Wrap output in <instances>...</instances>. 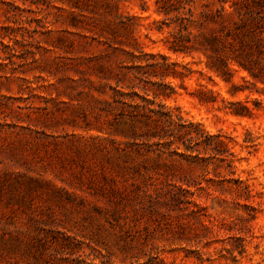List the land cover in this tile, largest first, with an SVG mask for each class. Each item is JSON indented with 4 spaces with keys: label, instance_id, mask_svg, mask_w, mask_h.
Wrapping results in <instances>:
<instances>
[{
    "label": "rangeland",
    "instance_id": "rangeland-1",
    "mask_svg": "<svg viewBox=\"0 0 264 264\" xmlns=\"http://www.w3.org/2000/svg\"><path fill=\"white\" fill-rule=\"evenodd\" d=\"M74 3L52 0L48 19L55 34L49 41L88 35L96 38L97 53L98 41L115 47L125 41L122 48L133 51L138 38L147 51L167 53L202 71L185 86L176 80L178 92L165 102L207 131L222 132L236 154V173L218 159L130 152L131 135L141 127L122 121L105 124V131L88 128L85 119L96 121L92 100L58 84L68 73L42 72L50 65L39 55L35 63L13 67L0 51V264H143L155 256L166 264H264V84L244 82L243 77L252 79L240 70L233 82L248 88L232 96V83L207 67L204 53L169 52V29L149 27L163 18L155 13V0L119 2L121 12L139 17L134 34L105 17L113 0L80 1L88 9L75 12L81 28L65 26ZM27 17H39L30 0H0V27H17ZM43 45L52 49L45 57L67 58ZM200 85L213 91L214 105L199 102ZM222 98L241 101L254 115L228 113ZM173 184L190 189L194 195L184 198L208 209L200 212L192 202L169 205L165 194Z\"/></svg>",
    "mask_w": 264,
    "mask_h": 264
},
{
    "label": "trees",
    "instance_id": "trees-1",
    "mask_svg": "<svg viewBox=\"0 0 264 264\" xmlns=\"http://www.w3.org/2000/svg\"><path fill=\"white\" fill-rule=\"evenodd\" d=\"M30 1L36 4L39 17H27V22L17 27H0V51L6 54L4 60H9V65L23 67L30 64L29 60L37 62L39 55L41 61L50 65L41 68L42 72L51 76L68 73V78L59 80L58 84H64L67 90L80 89L78 96L85 93L92 100L91 110L96 121L93 125L85 119L88 128L105 131V124L113 126L126 121L132 127L143 129L131 135L133 142L127 149L132 153L192 157L203 162L218 159L227 161L230 173H236L233 160L236 154L223 133L207 131L165 102L177 94L176 80L181 82L180 86H185L187 79L195 72L203 75L202 71H195L190 63L173 61L167 53L147 51L138 38H134L137 49L133 51L122 48L125 41H117L118 47L98 41L97 53L93 51L96 38L89 39L88 35L76 39L60 36L58 43L51 42L49 39L55 34L54 23L48 19L52 0ZM80 1L70 5L73 17L64 23L65 26L81 28L75 12L83 13L88 9ZM113 1V11L105 17L111 18L117 29L134 34L139 27L138 15L121 12L119 2L126 0ZM155 6V13L163 18L154 21V27H149L160 33L169 29L171 38L166 40L169 52L186 56L204 53L209 58L207 67L225 82L232 83V96L244 93L248 88L233 82L235 73L240 70L246 71L252 79L243 77L244 82L264 84V0H155ZM43 42L61 50L67 58L62 55L45 57L52 49L44 47ZM16 70L14 68L11 73L15 74ZM198 93L201 104L217 102L213 91L202 85ZM82 100L77 98L80 103ZM222 102L230 114L238 117L254 115L253 110L241 101L229 102L222 98ZM235 182L240 190L242 181L237 178ZM204 191L207 196H213L209 189ZM188 193L194 195L182 184H173L165 195L170 198L169 205L192 202L200 212L208 209L206 205L185 199ZM158 263L166 264L159 256L150 257L143 264ZM86 264L108 263L100 260V263Z\"/></svg>",
    "mask_w": 264,
    "mask_h": 264
}]
</instances>
